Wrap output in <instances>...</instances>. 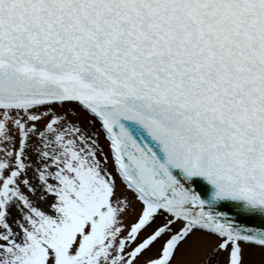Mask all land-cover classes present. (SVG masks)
I'll return each instance as SVG.
<instances>
[{"label":"snow or ice","instance_id":"6c2138e0","mask_svg":"<svg viewBox=\"0 0 264 264\" xmlns=\"http://www.w3.org/2000/svg\"><path fill=\"white\" fill-rule=\"evenodd\" d=\"M0 264H264V0H0Z\"/></svg>","mask_w":264,"mask_h":264}]
</instances>
